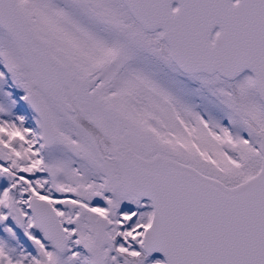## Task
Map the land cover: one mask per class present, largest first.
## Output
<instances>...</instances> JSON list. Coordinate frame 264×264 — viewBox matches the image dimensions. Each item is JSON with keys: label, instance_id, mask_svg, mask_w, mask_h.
Listing matches in <instances>:
<instances>
[{"label": "rangeland", "instance_id": "1", "mask_svg": "<svg viewBox=\"0 0 264 264\" xmlns=\"http://www.w3.org/2000/svg\"><path fill=\"white\" fill-rule=\"evenodd\" d=\"M13 1L54 57L61 94L37 84L0 28V123L7 120L10 134L0 144V184L14 176L22 186L23 174L32 173L33 191L36 173L46 184L51 167L54 183L73 180L96 189L93 177L107 182L119 154L129 149L146 160L163 156L188 164L230 187L257 172L264 105L247 75L230 81L214 72L183 73L160 32L143 30L122 0ZM32 90L49 111L56 135L51 147L42 146L39 121L25 101ZM146 263L161 260L140 256Z\"/></svg>", "mask_w": 264, "mask_h": 264}, {"label": "water", "instance_id": "2", "mask_svg": "<svg viewBox=\"0 0 264 264\" xmlns=\"http://www.w3.org/2000/svg\"><path fill=\"white\" fill-rule=\"evenodd\" d=\"M122 1L143 30H159L169 58L180 71L214 72L230 79L249 70L264 105V0H250L245 55L243 24L233 29L228 0ZM238 4L242 11L243 0ZM214 25L218 31L210 41ZM0 28L13 39L37 83L61 94L54 57L28 28L13 0H0ZM25 101L39 120L42 146H53L56 135L46 104L34 90L25 94ZM259 150L257 172L231 187L174 159L146 160L131 151L120 154L125 187L147 198L154 208L144 248L160 253L166 264H253L259 252L264 260V135ZM49 172L52 175L51 168ZM31 208L45 228L53 225L50 208L42 200L31 199Z\"/></svg>", "mask_w": 264, "mask_h": 264}, {"label": "flooded vegetation", "instance_id": "3", "mask_svg": "<svg viewBox=\"0 0 264 264\" xmlns=\"http://www.w3.org/2000/svg\"><path fill=\"white\" fill-rule=\"evenodd\" d=\"M228 1L231 5L228 17L233 29L239 22L243 24V30H240L243 33L241 41L245 55V48L248 47L246 37L249 34L247 21L251 12L250 0H243L242 11L239 0ZM175 5V2L172 3L171 8L174 9ZM217 31L218 25L209 30L210 41L216 38ZM234 43L233 37V46ZM262 47L264 49V36ZM241 74L250 78L259 98L251 71L243 69L228 80L239 79ZM7 124L6 119L4 124L0 123L2 145L10 135ZM129 151L130 149L122 152ZM116 161L118 162V158ZM49 168L51 167L46 172L50 178L49 183L43 184L42 174L36 173L37 182L33 191L28 177L33 176L32 173L23 174L22 179L20 178L25 181L22 186L14 183V176L9 177L10 183L5 181L0 184V264H140V256L154 260L156 256L161 264H166L160 253L144 248L145 231L154 222L153 205L147 198L140 197L125 187L119 167L117 172L113 171L109 175L107 182L100 180L101 177L97 174L92 176L99 179L93 182L96 189H83L73 180L68 183H54L57 172L51 168L50 175ZM74 171L77 174L78 167ZM89 184L92 182L84 185L88 187ZM31 199H40L50 208L55 222L49 229L33 215ZM142 202L145 203L143 213L146 218L141 223L139 203ZM21 208L24 215L17 213ZM45 233L49 237H45ZM255 255L253 264H264L261 253Z\"/></svg>", "mask_w": 264, "mask_h": 264}]
</instances>
